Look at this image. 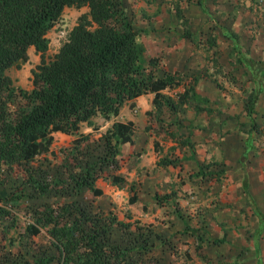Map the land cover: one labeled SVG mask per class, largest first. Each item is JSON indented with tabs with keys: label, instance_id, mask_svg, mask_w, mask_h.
Returning <instances> with one entry per match:
<instances>
[{
	"label": "trees",
	"instance_id": "trees-1",
	"mask_svg": "<svg viewBox=\"0 0 264 264\" xmlns=\"http://www.w3.org/2000/svg\"><path fill=\"white\" fill-rule=\"evenodd\" d=\"M64 6H85L86 10L77 16L66 39L45 60L48 42L45 34ZM176 14L181 17L182 12L176 8ZM222 30L231 41L227 62L232 68H240L242 75L238 78L228 70L227 78L244 84L241 91L246 89L247 94L240 96L239 111L248 118L250 128H254L257 125L252 115L254 105L264 89V57L252 56L235 32ZM140 31L133 26L121 0H0V167L7 171H13L14 167L19 170V182L15 186L9 190L0 188V225L3 231L15 226L11 209L19 205L28 188L41 199L26 206L29 220L16 226V233L29 236L44 232L51 246L29 257L12 256L8 264H159L152 251L151 237L158 238L164 247L173 248L170 239L178 236H165L153 230L151 223L118 218L111 209L92 208V198L84 201L78 196L84 189L99 194L93 186L99 177L112 183L123 180L114 171L122 157L119 144L131 141L132 121L112 120L94 135L92 130L98 126L96 117L109 120L128 100L132 106L135 96L152 93V108L145 112L143 128L153 133L152 130L157 132L162 126V133L174 143L169 147L171 151L176 146L188 147L187 155L178 156L169 151L155 161L157 165L176 166L182 158L194 157L190 137L193 128L185 130L182 122L164 118L162 111L174 114L192 101L195 116L200 109L206 114L212 113L208 105L210 98L199 94L194 86L202 76L182 78L179 70L166 69L154 55L144 60L143 46L136 40ZM184 36L191 40L194 34L186 29ZM208 41L212 47L214 38ZM30 46L38 53L39 60L30 69V88L23 89L13 85L6 69L26 61ZM203 59L211 64L208 58ZM211 73L212 70L206 76ZM178 86L181 90H176ZM166 89L176 90L175 94ZM14 95H19L23 104L10 107L8 103ZM81 123L91 130L80 131ZM171 124H174L172 128ZM197 125L205 127L204 123ZM56 131L77 133L69 143L59 146L61 157L57 164L48 157V153L56 156L49 149ZM95 147L99 150L94 153ZM212 164L219 163L213 160L197 164V169L186 174V178L193 181L195 174L205 181L218 179L223 169H208ZM204 188L207 190L208 186ZM127 190V202L133 203L137 197L134 185L130 183ZM152 198L158 205L169 203L176 207L172 209L174 213H179L176 190L154 192ZM4 218L8 221L3 222ZM114 229L121 232L118 240L111 238ZM197 231L186 227L181 230L194 238ZM180 242L186 243V239ZM177 247L172 250L174 259L179 256ZM179 251L185 255L187 250L178 248ZM0 259L3 260L1 255ZM211 261V264H243L219 254ZM258 264L264 261L258 258Z\"/></svg>",
	"mask_w": 264,
	"mask_h": 264
},
{
	"label": "rangeland",
	"instance_id": "rangeland-1",
	"mask_svg": "<svg viewBox=\"0 0 264 264\" xmlns=\"http://www.w3.org/2000/svg\"><path fill=\"white\" fill-rule=\"evenodd\" d=\"M129 1L134 3L136 0ZM135 3L140 5L135 7L136 11L134 13L137 15L133 14V19L141 20L139 15L140 11L149 13L154 8H160L165 14L164 20L158 22L154 26L155 36L149 39L146 34H144L143 37L140 33L136 35V40L143 46V59L145 60L150 54L151 56H157L160 63H162L165 68L169 66L176 67L182 78L194 76V74L202 76L194 85L198 91H200L199 94L214 99L217 98L216 100H218L219 97L221 101L217 103L218 105L228 102L227 113L229 114V119L235 122V125H231V123L227 122L223 127L219 125L217 127L215 126V133L208 134L204 127L201 128L197 125L203 124L201 120H198V118L203 120V116L198 117L194 115L192 111L193 108L191 107L193 104L192 101L183 105L182 108L174 114H168L166 111H162L164 118H177L184 124L185 130L187 128L191 131L190 127H192L193 129L190 137L191 139L194 138V140L204 139L208 137V135L216 136L218 139L221 136H225L224 140L217 139L218 156H221L225 150L236 153V141L238 138H242V134L245 133L246 130L244 124L246 121L244 119L245 116L239 111L241 106L240 103L242 102L240 96L242 94H247V91L246 89L243 92L241 91L244 86V84H241V80L236 79L230 82L228 80L229 78H227L228 70L234 72L238 78L242 77V75L240 73V68H232L227 62L231 41L223 34L222 28L235 32L238 36V41L242 43L243 46H247L249 54L255 57H264V0H137ZM176 8L182 12V15H180L181 17H178L176 14ZM85 10V6H64L62 8L60 16L45 34L48 38L47 48L44 52L45 60H48L61 42L66 39L67 33L75 23L77 16ZM186 29L194 34L191 40L186 36L183 37V31ZM157 35L161 37L159 38ZM210 37L214 38V45H212V47H209L208 40ZM160 46H162V49L158 50ZM198 57L208 58L212 66L209 61L206 60V62L211 69L204 65L198 66L196 63V58ZM38 60V53L30 46L27 48L26 61L20 63L19 66L13 65L6 69V73L11 77L14 86L23 89L30 88V69L34 67ZM210 70H212L213 74L211 73L209 76H206V73H210ZM181 88V86H178V90H181ZM166 91H169L171 94L174 92V90L170 89H166ZM19 104H23V100L19 95H14L12 100L8 103L10 107H15ZM129 108L128 106V109ZM127 111L128 110L124 113L125 115H133L131 111ZM198 112L204 113V110L200 109ZM123 117V119L126 120V117ZM217 118H219V116ZM95 121L100 123L101 127L99 130L92 132L94 135L98 132H102L105 126V121L101 118L96 117ZM86 126L87 125L84 123H81L79 130L85 131L87 128ZM173 126L174 124H171L170 128ZM256 126H258V123ZM158 129L157 132L152 130L153 133L163 136L162 139H164L166 143L171 141L166 133H162V126ZM256 131H258V128H256ZM229 137L231 139L233 138L235 143L230 140ZM69 139H72L70 135H65L62 139L56 136L55 141L50 144L49 149H51V153L55 152L56 156L51 157L48 153V157L51 158L54 163L57 164L60 161L61 154L59 146L69 143ZM97 150H99V148H97ZM97 150L95 147L93 152L95 153ZM233 153L230 156H234ZM216 168H219V166H216ZM18 176L19 170H17L16 167H14L13 171H7L0 167V188L11 189L19 182ZM225 177L226 176L222 174L218 179H212V181L224 180ZM223 182H225V180ZM26 190L27 191L22 196V200H19V205L11 209L15 216V226L3 231V227L0 225V255L3 258V260L0 259V264H8L7 262L11 260L12 256H16V258L29 257L34 253L40 252L42 249L48 250L51 248L50 242L44 232L29 236L23 234L18 236L16 233V226L23 225L29 220L30 216L26 210V206L37 202L36 199H41V197L35 196L30 189L26 188ZM84 190H82L78 196L86 201L91 197L87 196L88 193ZM216 193L217 197L213 196V193H210L209 188L205 190L204 186L186 188L182 194L179 193L177 195L178 198L176 199V203L178 204V214H175L172 210L176 207H172L168 203V207H166L160 213V217L157 218L159 221L158 224L153 226L152 229L161 232L165 236L174 234V236H178V238L175 240L170 239L173 243V248L170 249L164 247L158 238L151 237L154 242L152 251L157 255L159 264H211L213 257L218 254L220 256L224 255L223 246L226 245L227 240L224 236L225 231H223L225 225L223 226L221 223L228 215L225 214L223 209L224 206L218 194L219 189ZM84 194L85 198H83ZM106 194V196L111 197L110 194ZM128 194V192L122 195L121 193H116L114 195L115 199L110 201L114 203L117 217L124 220H131L128 219L130 218L128 214L130 211L128 212L126 209ZM48 199L50 200L51 197ZM91 200L92 208H97L99 205L102 206L108 201L107 197L104 196H98ZM129 207L132 210V214L137 217L140 222H152V213L156 211L154 205L148 206L147 210L143 208V212L140 211L139 205H131ZM250 210L252 213L253 209ZM212 212L214 214L213 216L210 215ZM234 215L236 217L238 216V214ZM216 217L218 218L217 220ZM218 220L221 221L219 224L220 226H217L221 228L220 231H217L214 226V223ZM7 221V218L3 219V222ZM185 227L197 228V238L183 233L185 231L181 232ZM120 236V230L114 229L111 238L113 240H118ZM183 239H186V243H179V241ZM166 244L168 245L167 242H165V245ZM175 246H178L176 249L177 255H179L177 259L173 258L175 255V252H173ZM178 248H186V254L184 255L181 251L178 252ZM224 258L229 259L228 257Z\"/></svg>",
	"mask_w": 264,
	"mask_h": 264
},
{
	"label": "crops",
	"instance_id": "crops-1",
	"mask_svg": "<svg viewBox=\"0 0 264 264\" xmlns=\"http://www.w3.org/2000/svg\"><path fill=\"white\" fill-rule=\"evenodd\" d=\"M121 2L132 20L133 26L141 29L140 34H142V37L144 34H146V36L148 35L149 39L155 36V24L162 22L165 18V14L161 9L154 8L149 13L140 11L139 15L141 20H136L133 19L132 16L136 14L134 13L136 11L135 7L140 5L135 3L137 0L134 3H131L129 0H121ZM161 47L162 46H160L158 50H161ZM196 59L198 66H208L206 60L203 58L198 57ZM208 67L210 68V66ZM166 68L171 70L177 69L174 66ZM176 90H178V87H176ZM162 91H165V89ZM174 94L175 92L171 95ZM151 97L152 93L150 92L137 95L131 100L133 102L132 106H129L130 101L128 100L122 105L117 115L112 116L109 120H105L103 129H105L112 120L123 122L126 120L132 121V125L129 129L131 141H124L119 144V152L122 157L120 165L114 171L115 174L122 176L123 180L121 182L112 183L108 179L99 177L94 181L93 186L98 189L100 193L94 194L92 191L85 189L84 191L88 193L87 196L91 198H96L98 196L107 197L108 201L102 206H99L104 210L113 209V211H115L114 203L110 201L115 199L114 195L116 193H121V195L123 193L126 194L128 192V185L132 183L137 197L133 203H128L126 200V209L128 212L130 211V213L127 212L130 215L128 219H137L139 221V219L132 214V210L129 206L139 205L140 211L143 212V208L147 210L148 206L154 205L156 211L152 213V222L143 223H151L152 226H155L159 222L157 218L160 217L159 215L165 207H168V204L166 202L164 205H158L152 198L154 192H170L174 189L178 195L186 188L208 186L210 193H213L212 195L217 197L216 191L219 189L218 194L221 197V203L224 206L223 209L225 214L228 215L221 223L223 226L225 225L223 231H225L224 236L227 240L226 245L223 246L224 255L222 256L228 257L230 260L235 259L242 261L243 264H258V258L264 261V128H261L262 122L264 121V89L259 93L256 99L254 105V110L256 112L252 113V115L255 116L253 118L257 121L258 126L250 128L248 118H244L246 120L244 123L246 130L245 133L242 134V138H238L236 141V153L225 150L221 156H218L216 142L218 140H224L225 136H221L219 139L211 135H208V137L204 139L194 140L193 138L191 141H193L194 144V157L182 158L180 164L176 166H163L155 163L159 156L169 151L170 153L172 152V154H178V156L182 154L187 155L188 147L176 146L171 151L169 147L171 144H174L172 141L166 143L164 139L156 136L149 129L145 130L143 128L146 122L145 112L152 108ZM209 98L208 105L212 108V113H198L196 115L198 117L203 116V120L201 118H198V120H201V122L205 124L202 125L205 126L204 129L207 130L208 134L215 133V126L217 127L219 125L223 127L227 122L231 123V125H235V122L229 119L230 117L227 113L228 102L218 105L217 103L221 101L219 97L218 100H216L217 98ZM240 104L241 110L242 102ZM128 106L130 107L129 109ZM217 108L220 109V112L216 111ZM126 110L131 111L133 115H125L124 113ZM123 116L126 117V120L123 119ZM218 116L219 118H217ZM86 127V130H82V132L91 130L89 126ZM100 127L101 125L98 123L97 128L92 131L99 130ZM256 128H258V131H256ZM65 135H70L71 138H73L77 133L66 134L56 131L54 132L53 142L56 136L62 139ZM229 139L235 143L233 138L231 139L229 137ZM232 153L234 156H230ZM213 160L218 161L219 164L209 165L208 169L215 170L217 169L216 166L221 167L223 169V175L226 176L224 178L225 182H223L224 180L215 182L212 180H201L199 175L195 174L192 175L194 178L193 181L186 178V174L192 173L197 169V164L203 165ZM106 193H108V195L110 194L111 197L106 196ZM84 196L85 194L83 198H85ZM250 209L255 210L256 213H251ZM234 214H238V216L236 217ZM210 215L213 216V212ZM217 219L216 217V220ZM220 222L221 221L218 220L214 223L217 231L221 230L220 227H217L220 226Z\"/></svg>",
	"mask_w": 264,
	"mask_h": 264
}]
</instances>
